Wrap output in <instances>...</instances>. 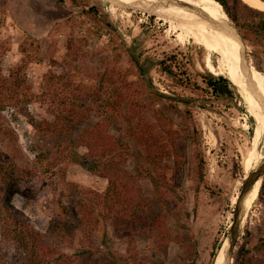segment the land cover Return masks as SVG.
Segmentation results:
<instances>
[{"label":"rangeland","instance_id":"374dc122","mask_svg":"<svg viewBox=\"0 0 264 264\" xmlns=\"http://www.w3.org/2000/svg\"><path fill=\"white\" fill-rule=\"evenodd\" d=\"M117 1L131 4L127 0ZM243 5L237 9L232 6L230 13L246 21L253 14L251 8ZM167 10L188 33L177 31L156 15L116 7L104 0H0V76L8 77L9 72L26 61V84L38 94L42 79L49 73L68 76L85 86L96 85L105 74L117 80L118 86L126 84L131 100L144 105L149 113L151 107L165 104L157 100L153 91L176 98L181 113H170L166 124L177 132V145L187 136L178 129L185 110L191 112L198 132L197 153L203 161L204 176L201 183L187 177L192 161L190 151L178 149L177 154H183L185 160L182 173L176 170L173 158L165 161L167 186L162 190H175V196L167 193L170 202L166 203L160 192L157 194L156 189L161 187L156 179L137 185L142 187L144 196L152 197L148 212L158 216L160 230L169 233L167 238L160 241V235L152 230H138L131 223L111 219H99L97 224L81 229L75 217L77 204L83 199L86 205L100 210L93 194L88 192H103L107 180L67 159L74 156L78 160L86 153L85 148L75 151L71 143L80 129H73L66 137L38 138L31 122H52L49 105L9 103L10 108L0 115L1 128L8 132L0 133V164L7 165L15 159L24 178L16 182V192L15 181L9 179L8 186L0 183V200L9 203L20 213V220L38 232L36 246L42 260L44 256L50 258L49 264H60L55 260L58 256L63 257L61 264H215L220 255L219 263L223 259L220 249L235 219L244 215L232 247L230 264H234L244 243L245 229H250L254 239L264 234V197L260 195L264 170L258 193L247 210L237 203L248 172L264 164V157L256 164L253 161L254 153L264 156V97L257 94L259 89L255 86L261 104L255 115L248 84L233 82L236 89H230V95H213L203 76H222L208 68L217 64L216 57L221 60L219 64H223V58L240 66L231 60V52L224 51L240 49L239 44L233 39L228 45V36L222 32V42L215 47L186 23L182 8ZM237 28L244 40L243 31ZM244 43L246 59L256 69L250 53L252 47L247 40ZM170 57L173 59L169 60ZM161 61L169 64L172 75L162 72ZM258 116L261 131L253 146ZM58 151L63 153L54 157L57 162L36 163V154ZM55 163L56 167L46 170ZM137 163L132 159L126 169L133 172ZM250 243L253 245L255 240L250 239ZM48 250L54 254L49 255ZM0 264H31L28 250L1 227Z\"/></svg>","mask_w":264,"mask_h":264},{"label":"trees","instance_id":"16d2710c","mask_svg":"<svg viewBox=\"0 0 264 264\" xmlns=\"http://www.w3.org/2000/svg\"><path fill=\"white\" fill-rule=\"evenodd\" d=\"M216 1L243 31L244 40H247L252 47L250 53L256 64V70L264 72V12L249 9L253 14L252 18L241 21L237 15L232 16L230 13L232 6L237 9V6L243 5L240 0ZM68 50L72 52L71 45ZM171 59L173 58L170 57L169 60ZM231 60L240 65L234 56ZM22 64L16 70L9 72L8 77L0 76V115L10 108L12 102L23 106L34 102L48 104L53 121L31 122L38 138L66 137L73 129L79 128L75 140L71 143L75 151L85 148L86 153L81 154L78 160L74 156L71 158L67 156V159H71L73 164L80 165L90 174L107 180V187L103 192H88L89 195L93 194L95 205L100 210L97 211L95 207L86 205L83 199L77 204L75 217L79 227L88 229L93 224H97L99 219L105 222L111 219L115 222L131 223L138 230H152L154 234L158 233L157 236L160 235L159 240L162 239L160 241L167 238L169 233L160 230L158 216L155 214L153 217L152 213L148 212L152 197L144 196L141 192L142 187L138 188L137 185L138 182L156 179L157 185L161 187L156 189L157 194L160 192L163 200L166 203L170 202L172 199L167 197V193L175 196V190L168 191L166 188L165 191L162 190L167 186L165 161L173 158L176 170L179 169L178 172L182 173L185 160L183 154H177L178 149L189 150L191 154L189 157L192 161L187 177L196 183L203 181V161L201 158L198 159L197 153L198 132L191 112L187 109L181 115L178 129L187 136L177 145L174 142L177 132L167 128L166 124L170 113H181L176 98H169L153 91L157 100L165 104L160 108L151 107L150 116L144 105L131 100L130 90L126 84L118 86L117 80H112L113 77L105 74L96 85L85 86L74 82L68 76H55L49 73L42 79L44 83L40 92L34 94L25 80L26 61ZM159 64L163 73L173 74L169 64L164 61ZM225 75L233 78L231 73L223 74L224 78L215 77L218 75L213 76L210 73L203 76L207 89L217 97H226L231 94L230 89H236L233 86L235 84L226 79ZM1 127L2 125H0L2 135L8 133ZM110 131H113V134ZM8 136L12 138L11 133ZM187 147L190 149H186ZM59 153L63 151L47 155L40 152L34 157L38 164H44L47 160L57 162L54 157ZM132 159L134 163L135 161L138 163L135 170L130 172L126 169V165ZM56 165L57 163L52 164L46 170L49 171ZM17 169L13 158L7 165L0 164V183L8 186L9 179L15 181L13 184L15 192L19 191L16 182L24 178L22 171ZM260 195L264 197V184ZM0 212V227L7 235L13 236L22 248L28 250L30 263L42 264L45 260L46 264H49L50 258L43 255L42 260V255L39 254L40 248L36 246L38 232L21 221L20 213L16 212L9 203L0 200ZM250 239L255 240L253 245H250ZM243 240L240 253L234 258V264H264V234L254 239L250 229L246 228ZM48 254H54L53 250H48ZM214 257L213 254L212 259ZM62 259V256H58L55 260L61 264Z\"/></svg>","mask_w":264,"mask_h":264},{"label":"bare ground","instance_id":"6f19581e","mask_svg":"<svg viewBox=\"0 0 264 264\" xmlns=\"http://www.w3.org/2000/svg\"><path fill=\"white\" fill-rule=\"evenodd\" d=\"M127 1H129L131 4L143 2L145 6H147V3L155 4L156 5L155 8H157L155 10V13L165 17L166 20H164V21L168 25H170L172 28L176 29L177 31H180V32L183 31L184 34L189 32L188 30L182 29L180 26H178L173 21V19L171 18V17H173V15H170L171 12H168V10H167V9L176 10V9L180 8L176 5H174V6L167 5L168 4L167 2H169V1H171L173 3V2L178 1V0H127ZM240 1L245 6L251 8V9L264 11V2H262L261 0H240ZM182 2L189 4V5L193 6L194 8L198 9L199 11L204 13L208 18H210L212 21L221 22L222 20L225 19V14L222 11L221 6L218 5L214 0H183ZM183 12L186 15V18H185L186 23L189 24V26L195 30V33L197 35H199L201 38H203V40H204V38L210 39L215 44V47H218L221 44L222 39H223L221 30H218V29L214 28L213 26H210L209 24L204 22L200 17H198L194 13L191 12V14H189L188 10L183 9ZM228 39H229L228 45H230L231 42H233V39L230 38L229 36H228ZM224 51L231 52L234 55V58L240 62V49L239 48L237 50L236 49H230V48H227V49L224 48ZM224 60L225 59L222 58L223 64H219V62L221 60H219L218 57H216L217 64L215 66L210 65L208 68L211 70V72L213 74L221 73V75L223 76V74H222L223 72H225V73L229 72L231 74L241 76L244 79L240 80V79H237L234 77L233 78L229 77L228 75H225V78L231 82L247 84V79L244 76V74L242 73L241 67L234 65V64H231V63H227ZM250 80H251V83H252L253 88L255 90L254 91L248 85L250 88V92H251L250 97H251L252 103L256 109L255 115H257V112L259 113L260 108H261L260 107L261 104L259 105V103H258L259 97L257 94H259V96L262 98L264 97V93H263L264 92V74H261L260 72H258L256 69H254L252 67ZM255 86L258 87V89H259L257 91V94H256ZM261 101H262V105H264L263 99H261ZM258 105L260 108L258 107ZM255 123H256L257 127H256V129L254 131V135H253V146H255L257 144L258 137H259L260 131H261V129H260L261 117L260 116H258L256 118ZM262 157H264V156H260L256 153H254V158H253L254 164H256L258 162V160L262 159ZM250 168H251V166H250ZM259 186H260V181H257L256 184L254 185V187L249 192H247V194L245 195V198H244L243 204H242L244 211L247 210L249 204L257 195L258 190H259ZM226 247H227V242H225L224 245L221 247L220 253H224V250ZM219 257H220V255H219ZM219 257H218V259H219ZM218 259H217L215 264H223L224 254H223V259L222 260L220 259L219 263H217Z\"/></svg>","mask_w":264,"mask_h":264},{"label":"water","instance_id":"95a60500","mask_svg":"<svg viewBox=\"0 0 264 264\" xmlns=\"http://www.w3.org/2000/svg\"><path fill=\"white\" fill-rule=\"evenodd\" d=\"M104 1H106L109 4H112L113 6H116V7L147 12V13H150L151 15H156V16L166 20L165 17L155 13V10L157 9V8H155L156 7L155 4L147 3V6H145L143 2H138V3L133 4V5H125V4L120 3L117 0H104ZM182 1L183 0H178V1H175L173 3L171 1H169V2H167L168 3L167 5H171V6L176 5L180 8H183L185 10H188V11L194 13L195 15L200 17L204 22H206L207 24H209L210 26H213L214 28H216L218 30H221V32L225 33L227 36L234 39L239 44V46H240V67H241L242 73L244 74V76L247 79V84L250 86V88H252L254 90L253 85H252L251 80H250L252 66H250V64L248 63L246 56H245L246 47H245L244 40H243L242 36L240 35L237 26L234 24V22L231 20V18L224 11V8L221 6V4L219 2H217L216 0H214L217 4H219L221 6L222 11L225 14V19L222 20L221 22H215V21H212L210 18H208L204 13H202L198 9H196L193 6L186 4ZM263 170H264V164H262L261 166L256 168L255 171H253L251 173L248 172V175L243 182V190H242L241 198H240V200L238 199V201H237V203L239 202V204L241 206H242V200H243L244 196L247 194V192H249L254 187V185L256 184L257 181H260L261 172ZM243 216L235 219L234 224H233L232 228L230 229L229 235L226 238L227 247L225 248L224 253H223L224 254L223 264H230V260H231V256H232V247H233V244H234L236 238L239 236L240 229L242 227Z\"/></svg>","mask_w":264,"mask_h":264}]
</instances>
